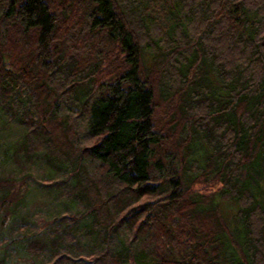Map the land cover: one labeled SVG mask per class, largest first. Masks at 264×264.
<instances>
[{"label":"trees","instance_id":"1","mask_svg":"<svg viewBox=\"0 0 264 264\" xmlns=\"http://www.w3.org/2000/svg\"><path fill=\"white\" fill-rule=\"evenodd\" d=\"M0 114V264H264V0H0Z\"/></svg>","mask_w":264,"mask_h":264},{"label":"rangeland","instance_id":"2","mask_svg":"<svg viewBox=\"0 0 264 264\" xmlns=\"http://www.w3.org/2000/svg\"><path fill=\"white\" fill-rule=\"evenodd\" d=\"M25 133V129L18 126L16 123H12L6 116L0 114V136L2 138L3 145H7L12 141L18 139ZM2 171L15 172L19 177L25 173L17 169L13 164L5 165ZM32 175L31 190L29 193V215L26 220L24 228H20V224L7 225L0 233V248L2 249L6 245H11L12 241L16 239H33L39 234L48 232L54 216H64L68 213L69 208L62 206L64 200L60 199V192L53 190L51 184L53 179L50 181L49 178L53 177L54 172L50 168L49 164L43 160L38 161L35 166L31 169ZM55 192H58L56 195ZM66 205L67 203L64 202ZM70 212V211H69ZM235 212L234 205H226L224 207V213L231 217ZM64 213V214H63ZM21 223V222H20ZM13 250V248H11ZM7 264H38L32 256L26 255L23 252L11 253L10 260Z\"/></svg>","mask_w":264,"mask_h":264}]
</instances>
